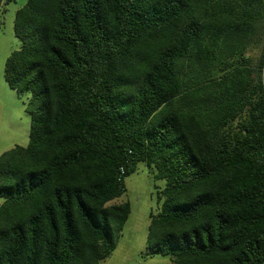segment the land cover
<instances>
[{
	"label": "trees",
	"instance_id": "16d2710c",
	"mask_svg": "<svg viewBox=\"0 0 264 264\" xmlns=\"http://www.w3.org/2000/svg\"><path fill=\"white\" fill-rule=\"evenodd\" d=\"M13 33L30 127L0 155V264H99L138 164L164 182L150 255L264 264V0H27Z\"/></svg>",
	"mask_w": 264,
	"mask_h": 264
},
{
	"label": "rangeland",
	"instance_id": "374dc122",
	"mask_svg": "<svg viewBox=\"0 0 264 264\" xmlns=\"http://www.w3.org/2000/svg\"><path fill=\"white\" fill-rule=\"evenodd\" d=\"M26 1L3 0L0 9V155L28 142L30 117L25 112L28 94L10 89L3 79L5 59L20 46L13 33L14 15ZM260 54L261 44L248 52L253 59H258ZM153 176L152 170L138 164L136 171L125 179V193L111 203L127 202L130 213L118 235L115 249L99 264H171L169 257L150 255L146 249L149 217L158 213L163 201L159 192L164 182ZM2 201L0 197V205Z\"/></svg>",
	"mask_w": 264,
	"mask_h": 264
}]
</instances>
